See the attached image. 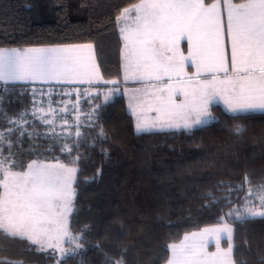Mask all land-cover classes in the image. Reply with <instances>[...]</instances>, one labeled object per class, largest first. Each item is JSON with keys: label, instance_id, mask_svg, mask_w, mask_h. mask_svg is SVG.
Segmentation results:
<instances>
[{"label": "trees", "instance_id": "trees-1", "mask_svg": "<svg viewBox=\"0 0 264 264\" xmlns=\"http://www.w3.org/2000/svg\"><path fill=\"white\" fill-rule=\"evenodd\" d=\"M139 0H0V47L92 43L103 79L121 80L122 40L117 16ZM106 87L107 85H99ZM99 101L93 119L81 125L78 171L73 181L68 229L83 233L85 247L62 264H105V255L127 264H165L168 245L203 226L216 225L229 208L243 206L239 186L264 184V111L231 113L211 105L214 117L194 127L138 133L122 92ZM31 105L29 83H0V130ZM10 134L18 166L60 160L61 139L45 136L35 119ZM243 129L237 134V127ZM38 133H31L34 129ZM103 128L106 139L98 137ZM27 129L23 136L20 131ZM77 142V137L65 139ZM103 149V151H102ZM7 152V145H5ZM17 170H20L18 167ZM245 189L249 185L244 184ZM230 191L231 204L225 196ZM212 193V197L206 194ZM234 264H264V217L232 223ZM99 243L101 248H96ZM222 247L228 241H220ZM52 250L0 233V262L57 264Z\"/></svg>", "mask_w": 264, "mask_h": 264}, {"label": "snow or ice", "instance_id": "snow-or-ice-1", "mask_svg": "<svg viewBox=\"0 0 264 264\" xmlns=\"http://www.w3.org/2000/svg\"><path fill=\"white\" fill-rule=\"evenodd\" d=\"M121 19L125 21L120 28L125 81L131 78L143 83L144 95L158 102L153 109L157 116L151 124L137 122L138 133L173 128L191 131L207 124L214 119L211 105L217 97L233 114L264 111V0H139L122 10L117 22ZM188 69L194 71L190 73ZM37 80L92 83L89 69L67 55L64 48L0 49V83ZM106 83L116 85L118 81ZM116 91L117 88L109 89L104 102ZM95 98L99 99V94ZM72 107L75 109L76 105ZM100 107H93L89 119ZM47 111L54 115L63 109H55L49 103ZM38 118L50 126L54 123L48 115ZM10 123L18 127L0 130V233L27 239L37 250L50 248L59 252L57 264H62L64 257L79 254L86 243L83 233L68 232L63 219L70 203L71 181L78 171L76 165L82 159L78 151L82 134L77 126V142L63 143L60 148L70 156L76 151L69 164L32 160L24 167L17 165L9 137L27 120L21 115ZM26 131L23 129L20 135ZM242 131L239 126L235 129L237 134ZM98 137L101 141L106 139L103 128ZM244 184L249 187L245 189ZM244 184L238 189L246 193L242 208H229L216 226L191 233L190 243L169 245L172 254L167 264H234L229 259L234 231L229 221L242 223L264 217V184L252 186L247 176ZM229 197L230 191L225 199L231 204ZM62 239L72 247H61ZM222 239L228 241L226 250L220 247ZM213 241L216 251H209L208 245ZM95 247L99 249L101 245L97 243ZM124 252L126 249L121 250L119 257L104 253L105 264H127Z\"/></svg>", "mask_w": 264, "mask_h": 264}, {"label": "rangeland", "instance_id": "rangeland-1", "mask_svg": "<svg viewBox=\"0 0 264 264\" xmlns=\"http://www.w3.org/2000/svg\"><path fill=\"white\" fill-rule=\"evenodd\" d=\"M62 45L63 44L44 45V46H25V47H0V49H17L20 51H24L26 49L62 48L63 47ZM88 45L89 47H91V54H88L86 52L84 55H75V56L69 55V56L77 58L89 69V71L91 72L92 83L94 84L96 82L102 81L103 78L98 70V64L95 59L94 52L92 50V45L91 44H88ZM85 80H87V77H85ZM19 82H24V81H19ZM53 82L55 81H50L49 83L43 82L40 80L25 82V83H29V88H30V93H31V105L27 111L21 114V115H24L25 120H27V123L23 124L22 126L30 124L33 127H35L34 123L32 122L33 119H35L37 123L42 125L40 129V132L42 135L53 136L56 139H61L62 144H63V143H66L65 142L66 138H69L71 136H74V137L76 136L75 131H76L77 126H79V131H80L81 125L86 124L93 119V117L89 119V115L90 113H92L93 107L96 104H98L99 101L104 100V95L109 94L108 90L113 89V87L112 85L101 87L99 85H68V84L66 85L64 83L62 85H58ZM129 87H132V88H129ZM116 88L118 89L117 92H123V91L126 92L127 99H128V105L130 104L132 105V101H133L132 99L133 97H136V96L138 97V101L142 100L143 102L145 100L144 101L145 103H150L155 100L154 98H151L149 96H146V95L143 96L145 92V87L136 86L135 80L127 81L126 86L116 87ZM74 89H79V91L78 92L74 91ZM86 89H87V92H85ZM137 89H139L140 91L137 92L136 91ZM98 94H99V99H96L95 97ZM61 101H63V103H61ZM49 103L52 104L53 108L63 109V111H57L54 115L49 114L47 111ZM215 103L220 104L223 108L226 109V105L224 101L220 99L219 97H217V101ZM73 104L76 105L75 109H73L72 107ZM34 105L36 106L35 108H34ZM41 107L44 109V112L38 111V109ZM34 111L37 112L36 116L33 115ZM21 115L17 117L16 119H19ZM41 115H48L49 119L53 120L54 122L53 125L50 126V125L43 123L38 118ZM137 122H140V119L138 116L135 117V130H136ZM152 122H150L149 124H151ZM160 122L161 121H157V124H159ZM153 130H158V129H153ZM34 131H37V130H35V128L31 130L29 129L28 132L38 133ZM38 161L44 162L46 164H51V165H55L57 163V160H54V161L38 160ZM59 162L63 163L60 160ZM73 181H71V187L69 189L68 200L70 201V203L68 205V210L64 211V215H63L64 225L67 228L68 232L71 234L73 233L68 229V215L70 211L72 210ZM216 225L203 226L198 230H192L190 232H186L182 235L180 240L170 243L169 245H180L182 242L190 243L192 240V237L190 236L191 233H200L202 229L212 228ZM186 236H188L187 241L185 240ZM61 247L70 248L72 247V245L65 243L62 239ZM220 247L221 249H224V250L228 248V246L222 247L221 244H220ZM208 250L216 251L214 241L212 243H209ZM55 254L58 257H60L59 252H55ZM171 254L172 253L170 251L169 257L171 256ZM229 259L232 260L231 254H230ZM165 264H167V262Z\"/></svg>", "mask_w": 264, "mask_h": 264}, {"label": "crops", "instance_id": "crops-1", "mask_svg": "<svg viewBox=\"0 0 264 264\" xmlns=\"http://www.w3.org/2000/svg\"><path fill=\"white\" fill-rule=\"evenodd\" d=\"M136 3H139V1L136 2ZM132 5L127 6L125 8H129ZM125 8H123V9H125ZM121 13H122V11L120 12V14L118 16H121ZM124 25H125V21L123 19H121V21L119 23L117 22V29H118V33H119L120 38H121L120 28L122 26H124ZM88 44L92 45V50L94 52L93 44L89 43V42H87V43H75V44H63L62 48H64L66 50V54L67 55H73V56H75V55H84L86 52L88 54H91V47H89ZM122 46H123V41H122L121 49H122ZM124 65H125V62H124V60L121 57V80H115V79L105 80V79H102V81L96 82L94 84L93 83H91V84H89V83H78V82H76V83H64V84H66V85L67 84L68 85H107V86H111L112 85L113 88L126 86V82L127 81H131V80L133 81V79L130 78L127 81H125L126 68H125ZM98 70H99V67H98ZM188 71L191 73V72L194 71V69H188ZM107 81H118V84L114 85V84H111V83H106ZM47 83H49V82H47ZM53 83L58 84V85H62L63 84V83H57V82H53ZM136 86L143 87L144 84L136 82ZM129 88H132V87H129ZM122 93H123V95L125 97L127 110L129 111V113L133 117L134 126H135V117L136 116L139 117L140 122H147V123L152 122L153 118L157 116L156 111L153 110L154 108H156L158 106V102L156 100H154V101H152L150 103H145L144 102L145 100L142 102V100L138 101V97L137 96L133 97V99H132L133 100L132 101V106L133 107L130 109V107L128 105L127 94H126L125 91H123ZM143 96H145V95H143Z\"/></svg>", "mask_w": 264, "mask_h": 264}]
</instances>
